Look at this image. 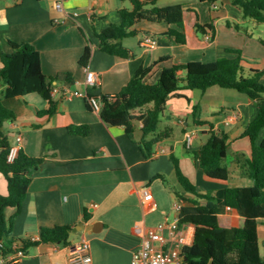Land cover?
I'll use <instances>...</instances> for the list:
<instances>
[{
    "label": "crops",
    "instance_id": "crops-1",
    "mask_svg": "<svg viewBox=\"0 0 264 264\" xmlns=\"http://www.w3.org/2000/svg\"><path fill=\"white\" fill-rule=\"evenodd\" d=\"M56 2L0 1L1 48L11 53L10 42L31 44L41 54L44 74L50 79H58L54 82L57 88L60 91L63 88L78 91L80 95L68 100L60 92L55 97L59 101V113L46 117H40L39 113L47 109L48 104L37 94L4 99L3 102L16 116V121L6 126L12 145H16L17 137L21 136L22 150L30 157L44 159L33 175L22 209L15 218L13 238L34 242L40 238L41 226L66 225L72 229L71 246L49 243L30 247L23 259L11 264H70V250L83 239L90 244L92 264H131L142 241L135 233V227H157L174 221L178 216L175 211L177 193L192 198L178 182L172 154L203 193L216 191L220 194L229 187L253 186L250 179L236 169L228 181L206 176L194 153L209 139V136H201L200 132L204 135L209 133L206 128L193 126V107L200 105L202 120L211 122L218 134L229 136V150L235 157L237 153L250 152V140L243 134L256 118L258 105L235 90L220 87L205 92L181 90L178 92L181 97L170 98L162 122L174 120L182 128V140H176L174 145L168 144L166 141L173 134L156 146L152 158H146L137 144L142 137L141 123H135V139L132 140L125 128L107 125L100 112L89 107L85 96L87 72L92 71L98 76L96 86L91 88L93 97L113 98L139 70L155 63L158 64L146 79L150 84L158 81L165 68L175 65L235 59L237 55L227 53L228 49L241 52L247 49L255 60L259 56L251 45H245V48L238 46L236 40L242 34L241 24L237 23L246 20L229 0L214 4L200 0L159 1L157 6L160 8L183 7L186 44H180L175 37L168 35L170 29H178L177 25L142 21L134 28L138 34L123 41L124 46L135 54L130 59L101 51L97 37L111 25L121 23V10L132 8L129 1L64 0L63 12L57 10ZM198 23L215 26L213 41L206 39L207 35H212L210 31L206 36L197 33ZM147 36L156 39L154 48L143 45ZM246 37L242 39L244 44L247 40H255L248 31ZM87 47L91 48V59L87 66H82L81 59ZM161 59L169 60L160 63ZM66 75L73 77L74 85L66 81ZM3 93L4 88L0 87V98H3ZM151 107L144 108L142 112ZM233 113L239 115V121L226 126V118ZM72 126H88L90 134L86 137L73 135L69 131ZM168 128L174 131L172 126ZM191 132L196 135L188 148L185 136ZM263 139L264 129L258 143ZM212 181L221 185L209 186ZM245 181L246 184H242ZM145 189L153 194V201L144 200ZM7 194V181L0 173V195ZM15 214V209L6 210L8 219ZM219 221L224 227L244 224V219L229 209L221 197ZM258 234L260 246L261 243L264 246V219L259 223ZM165 235L169 236V232L165 231Z\"/></svg>",
    "mask_w": 264,
    "mask_h": 264
},
{
    "label": "trees",
    "instance_id": "trees-1",
    "mask_svg": "<svg viewBox=\"0 0 264 264\" xmlns=\"http://www.w3.org/2000/svg\"><path fill=\"white\" fill-rule=\"evenodd\" d=\"M2 1V0H0ZM126 1V0H121ZM131 9H122V21L113 24L97 35L99 48L106 54L130 59L134 52L124 46L123 41L135 37L138 31L135 26L148 21L177 25L178 29H170L168 35L175 37L180 44H186L184 33V10L181 5L160 8L161 0H127ZM214 4L224 0H200ZM238 8L245 19H251L259 25L264 24V0H229ZM196 31L206 36L210 31L211 41L216 35L213 25H196ZM11 53L2 50L0 44V87L4 88L3 98H0V173L5 177L8 194L0 195V240L3 248L0 255H8L19 244L24 250L41 244H59L70 247L71 227L66 225H43L40 229V240L25 241L13 238L15 218L19 215L28 194L33 175L44 162V159L28 156L23 150L17 159L10 163L8 155L13 147L6 124L16 121L14 112L4 105V99L25 97L37 94L48 104L47 109L39 113L40 117L53 116L59 113V101L52 95L58 79L48 78L42 70L40 52L28 43H12ZM227 53L236 54L235 59L220 58L215 62H190L165 68L158 81L150 84L146 81L154 66L139 70L116 97H101L102 109L100 116L110 126L122 127L133 140L135 139V123L142 124V137L137 142L143 155L152 158L155 148L173 136V129L158 132L162 118L167 110L170 98L182 95L181 90L207 91L213 87L235 90L258 105L256 118L249 123L244 131L251 143L249 153H237L233 159L236 170L254 181L250 187H229L218 194L216 191L203 193L184 173L180 161L175 155L171 160L175 167L176 177L183 191L192 198H186L177 193L178 202L184 206L180 212V224L192 225L195 228L193 244L183 249L184 264H264L261 252L258 226L264 219V139L258 143L261 131L264 129V85L260 80L264 70H250L249 76H244L243 62L246 60L240 50L228 49ZM91 48L87 47L81 59V65L87 66L91 59ZM169 59H161L164 63ZM184 76L181 77L180 74ZM66 81L74 85L71 75H66ZM93 97L91 88L87 90V102ZM152 106L145 112L142 110ZM193 126L206 128L209 139L194 153V158L207 177L228 181L233 171L226 165L229 155V136L218 134L215 126L202 120L201 106L195 105L192 112ZM69 131L73 135L86 137L90 134L88 126H72ZM219 197L231 210L237 212L243 219L242 226L224 227L219 221ZM15 209V216L8 219L6 210Z\"/></svg>",
    "mask_w": 264,
    "mask_h": 264
},
{
    "label": "built area",
    "instance_id": "built-area-1",
    "mask_svg": "<svg viewBox=\"0 0 264 264\" xmlns=\"http://www.w3.org/2000/svg\"><path fill=\"white\" fill-rule=\"evenodd\" d=\"M56 8L59 12L64 11V0H57ZM206 39L211 40V36L207 35ZM143 45L149 49L154 48L157 45V41L153 36H147ZM98 76L92 71H88L86 75V89H90L96 86ZM87 90L85 96L87 98ZM72 100L80 95L78 91H70L68 88H63L61 91L57 87L52 91V95L56 97L59 93ZM89 103L93 110L100 112L102 109L101 99L97 97L89 98ZM240 117L237 113L231 114L225 120V125L230 126L239 121ZM196 133H187L185 136L186 146L190 148ZM22 137H17V144L14 145L8 155V161L13 163L19 152L22 150ZM144 200L146 202L153 201V194L148 190H144ZM183 203L177 202L175 205V211L177 212V218L172 222L162 223L157 227H141L137 225L135 227V233L141 237V246L134 252L131 264H184L183 249L190 247L193 244L194 234L192 225L180 224V212L182 210ZM165 231L169 232V236L165 235ZM40 240V238L35 241ZM3 248V242L0 240V249ZM13 249L15 252L8 255H0V264H11L20 261L26 256V250H24L19 244H15ZM70 264H92L93 258L91 255L90 244L88 240L83 239L81 243L70 250L69 257Z\"/></svg>",
    "mask_w": 264,
    "mask_h": 264
},
{
    "label": "rangeland",
    "instance_id": "rangeland-1",
    "mask_svg": "<svg viewBox=\"0 0 264 264\" xmlns=\"http://www.w3.org/2000/svg\"><path fill=\"white\" fill-rule=\"evenodd\" d=\"M243 17V15H242ZM244 18V17H243ZM244 22L242 23H237V24H241V38H238L237 44H239L238 46L245 48V45H251V47L253 48V50L258 54V60H255L252 56L254 55H249L247 53V49H244L245 51H242V54L244 55V59L247 62H243L242 66L244 68V76L248 77L249 76V71L250 70H264V44L262 42H264V24L263 25H259L257 23H255L253 20L251 19H245L244 18ZM249 32L250 35L254 36L255 40L253 42H250L249 40H247V44H244L243 42V38H247L246 37V32ZM253 54V53H252ZM260 83L264 85V76L262 77V79L260 80ZM168 126H172L174 128V136L166 141L168 144L170 145H174L176 140H182L183 138V131L182 128L179 127L178 125H176V122L174 120H168V121H163L158 129V132H165V130L168 128ZM200 135L203 137L209 136V135H204L203 133L200 132ZM176 155H178V153H175ZM234 155H233V151L229 150V155H228V159L226 160V165L232 170L235 171L236 167L233 163V159H234ZM246 179H250V178H246ZM247 180V181H248ZM250 181L252 182V184L254 185V181L250 179ZM237 184V183H236ZM241 184V183H239ZM242 184H246L242 183ZM221 185L219 182L216 181H212L209 182V186H219ZM261 249H262V254H264V246L263 243H261Z\"/></svg>",
    "mask_w": 264,
    "mask_h": 264
},
{
    "label": "water",
    "instance_id": "water-1",
    "mask_svg": "<svg viewBox=\"0 0 264 264\" xmlns=\"http://www.w3.org/2000/svg\"><path fill=\"white\" fill-rule=\"evenodd\" d=\"M9 124L7 123L6 126H8Z\"/></svg>",
    "mask_w": 264,
    "mask_h": 264
}]
</instances>
